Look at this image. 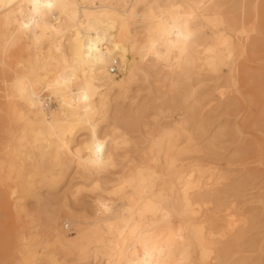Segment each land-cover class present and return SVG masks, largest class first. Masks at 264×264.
I'll return each mask as SVG.
<instances>
[{
    "label": "bare ground",
    "instance_id": "obj_1",
    "mask_svg": "<svg viewBox=\"0 0 264 264\" xmlns=\"http://www.w3.org/2000/svg\"><path fill=\"white\" fill-rule=\"evenodd\" d=\"M250 37L264 50V0H0V205L22 221L5 256L264 264V189L246 209L202 158L222 77L227 116L258 98L264 123V67L226 73ZM234 134L227 163L264 166V126Z\"/></svg>",
    "mask_w": 264,
    "mask_h": 264
},
{
    "label": "rangeland",
    "instance_id": "obj_2",
    "mask_svg": "<svg viewBox=\"0 0 264 264\" xmlns=\"http://www.w3.org/2000/svg\"><path fill=\"white\" fill-rule=\"evenodd\" d=\"M253 38L254 37H250L247 40V44L243 46L244 47L243 50H245L244 52L247 55L246 56L247 60L242 54L243 51L241 53L242 55H239V56L234 55L232 59V67L230 68L231 70L229 69L226 71V73H230V76H229L230 79L234 77V75L236 74L234 71V68L236 70V67H238V65L239 67H241L243 64L249 67H253V68H257L260 65L264 67V65H262L258 61L259 58L261 57L264 58V50L258 51V53H255L253 51V48H254ZM235 41H237L236 37H235ZM250 70L252 72H256V70H253V69H250ZM224 81H225V77H222L219 81H217V83L220 84V89L218 90L217 95L211 96L212 97L211 99H213L211 102L212 104L210 105V108L208 107L206 109L208 117H206L207 121L205 122L207 125V133H206L207 140L205 142V146L207 148L205 150V153H203L202 158L203 160H206L208 159V157L209 159L211 157V159L210 160L208 159V161L206 160V162L211 161V162L217 163V165L219 166L221 165V168L223 169V171L226 172L227 183L232 184V186H235L236 188L244 191L247 194V198H249L251 202H249L245 206V208L251 209L256 206L257 207L259 206V203L256 202L257 201L256 197L258 196L259 192L264 189V175L263 173L260 172L264 170L263 164H250L246 168H244L243 166H240L237 164H228L227 162H229L230 157H232V155L234 154V148H235L234 132L237 126L240 129H243L244 133L246 134L247 143L253 144L254 142H256V140H254L253 138H255L258 135L257 132L261 129L262 126H264V123L262 122V119H263L262 109L263 108L261 105L262 104L261 101L263 100L262 99L259 100L258 98L255 99V102L253 104V109H252L253 116L251 118H248L246 121H245L244 116L250 107V104L248 101L245 102L244 104L245 109H242L236 112V115L227 116L226 112L232 111L234 108L233 106L234 100L231 99L230 102L232 104L227 105V106H226V103L221 104V98H225L222 96V93L224 92L223 90L224 83H225ZM258 121H261V122H258ZM228 147L230 148L227 149ZM215 159L218 162L215 161ZM204 176L207 177L208 173L205 172ZM230 180H231V183H230ZM257 183H259V185L255 187V184ZM243 185H246V186H243ZM29 203L31 207H34V203L32 201H30ZM253 203H255L256 205H254ZM14 217L15 216L12 213V208L10 207V205L8 206L0 205V234H1L0 235V264H16L17 258L19 256L17 255V253L13 257L5 256L6 255L5 250L7 247L6 243L8 239L10 240V236L12 232L14 231V229H16L18 232L22 229L21 218L16 217V220H15ZM64 227L67 231H71V230H68V224L65 223ZM256 227L250 232L249 237L255 240L256 245H258L261 242L264 243V218H261V221L258 223V225H256ZM23 229L25 228L23 227ZM12 245H13V249L18 247L17 243H12ZM14 250L16 251V249Z\"/></svg>",
    "mask_w": 264,
    "mask_h": 264
},
{
    "label": "snow or ice",
    "instance_id": "obj_3",
    "mask_svg": "<svg viewBox=\"0 0 264 264\" xmlns=\"http://www.w3.org/2000/svg\"><path fill=\"white\" fill-rule=\"evenodd\" d=\"M101 148H102V145H99V144H98V145L96 146V150H97V152H99Z\"/></svg>",
    "mask_w": 264,
    "mask_h": 264
}]
</instances>
